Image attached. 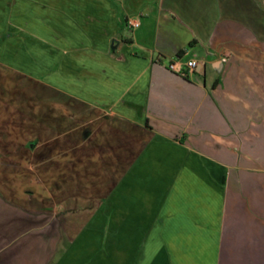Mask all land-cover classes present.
Returning a JSON list of instances; mask_svg holds the SVG:
<instances>
[{
	"label": "crops",
	"instance_id": "1",
	"mask_svg": "<svg viewBox=\"0 0 264 264\" xmlns=\"http://www.w3.org/2000/svg\"><path fill=\"white\" fill-rule=\"evenodd\" d=\"M0 70V264H264V0H0Z\"/></svg>",
	"mask_w": 264,
	"mask_h": 264
},
{
	"label": "rangeland",
	"instance_id": "2",
	"mask_svg": "<svg viewBox=\"0 0 264 264\" xmlns=\"http://www.w3.org/2000/svg\"><path fill=\"white\" fill-rule=\"evenodd\" d=\"M18 78H19L18 74L15 72L0 70V96L2 100L0 105L2 106L6 105L5 107H7L5 109L4 107H2L0 109V112H3V114L6 113V115L11 113L10 114L11 117L10 124L12 125L11 128H13V130L16 131L17 133L21 135H25L28 139L22 140L21 139L22 136H20L21 138L15 136V141H13L14 144H12L11 146L12 150L9 151L10 146H7L9 141L6 140L4 142V137H2L3 136L2 131H4L5 126H2V128L0 127V142H2L0 143V156L7 157L11 155L12 160L18 158L20 153L22 154L25 152L19 147L21 146L19 142L21 141L24 143V141H26L27 147H31V149L28 148L27 150V154H26L27 158L35 159L36 158V152L34 150L36 144L35 135H36V128L38 127V121L40 120L39 115L37 116L38 111H40V109L36 107V103H35V100L37 99L35 93L36 88L34 83L31 82L30 83L27 82L26 86L25 85L20 86L19 85L20 82ZM46 117L47 116L44 115L43 123L49 122V119H47ZM11 137L14 138V136ZM42 153H43L42 154L43 158H50L49 151L44 150L42 151ZM22 156H24V154ZM43 169H44V177L45 175L50 174V169H51L50 167ZM11 185H13V183ZM30 185H32L33 187V185L35 184L34 183L21 184V186L23 187L27 186L28 187L27 189L31 188L29 187ZM45 186L46 183L44 184V187Z\"/></svg>",
	"mask_w": 264,
	"mask_h": 264
},
{
	"label": "built area",
	"instance_id": "3",
	"mask_svg": "<svg viewBox=\"0 0 264 264\" xmlns=\"http://www.w3.org/2000/svg\"><path fill=\"white\" fill-rule=\"evenodd\" d=\"M138 26H139V23H138V22H134V23H133V27H138ZM197 65H198V62H197L196 60H188V61L186 62V66H187L189 69H191V70L195 69ZM169 67H170L171 69H173V68H174V64H170Z\"/></svg>",
	"mask_w": 264,
	"mask_h": 264
},
{
	"label": "water",
	"instance_id": "4",
	"mask_svg": "<svg viewBox=\"0 0 264 264\" xmlns=\"http://www.w3.org/2000/svg\"><path fill=\"white\" fill-rule=\"evenodd\" d=\"M220 63L217 61L215 64H214V66H218Z\"/></svg>",
	"mask_w": 264,
	"mask_h": 264
}]
</instances>
